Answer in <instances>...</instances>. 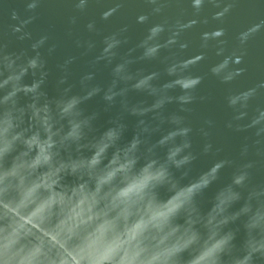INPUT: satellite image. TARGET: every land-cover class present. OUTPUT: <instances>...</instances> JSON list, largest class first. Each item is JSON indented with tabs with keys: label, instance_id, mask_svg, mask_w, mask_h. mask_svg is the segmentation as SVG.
Here are the masks:
<instances>
[{
	"label": "water",
	"instance_id": "1",
	"mask_svg": "<svg viewBox=\"0 0 264 264\" xmlns=\"http://www.w3.org/2000/svg\"><path fill=\"white\" fill-rule=\"evenodd\" d=\"M0 264H264V0H0Z\"/></svg>",
	"mask_w": 264,
	"mask_h": 264
}]
</instances>
